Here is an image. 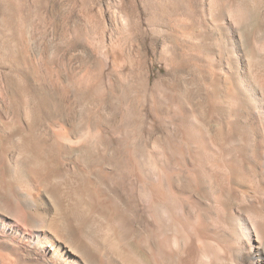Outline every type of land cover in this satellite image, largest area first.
<instances>
[{
	"label": "bare ground",
	"instance_id": "obj_1",
	"mask_svg": "<svg viewBox=\"0 0 264 264\" xmlns=\"http://www.w3.org/2000/svg\"><path fill=\"white\" fill-rule=\"evenodd\" d=\"M11 1L0 0V22L17 33L30 11ZM248 7L161 0L155 46L164 69L152 82L139 22L119 15L109 62L89 55L75 72L83 86L60 91L88 103L72 110L83 119L48 111L29 77L18 86L15 69L1 71L9 111L24 126L14 151L27 159L10 166L0 151V264H264V90L255 85L264 58L241 49ZM257 29L264 42V23ZM82 41L80 32L69 44L88 53ZM60 71L48 78L68 83ZM66 161L82 171L80 190L62 191L49 170ZM38 178L49 185L43 194Z\"/></svg>",
	"mask_w": 264,
	"mask_h": 264
},
{
	"label": "rangeland",
	"instance_id": "obj_2",
	"mask_svg": "<svg viewBox=\"0 0 264 264\" xmlns=\"http://www.w3.org/2000/svg\"><path fill=\"white\" fill-rule=\"evenodd\" d=\"M11 2L16 5L12 3L15 7L18 5L20 12L23 13L29 7L30 17L26 23L18 25L17 33L10 32L0 22V47L5 41L8 51H4L9 55H4L0 49V151L5 152V163L10 166L20 160L26 161L27 155L20 154L17 156L14 151L18 149L16 133H24V126H22L23 124H16L12 118V113L9 111L10 98L2 79V70L15 69V81L18 86L22 85L25 78L29 77L45 98L44 107L48 111L54 113L62 111L69 119L76 117L83 119L84 116L80 114V117L79 115L74 117L72 110L80 109L82 106V112L86 101L78 106L73 98L62 99L60 91L68 87L69 83L79 88L83 86L76 79L75 72L84 65L89 55H92L91 59H95L94 61L97 62L102 52L109 62V54L106 52L110 51L109 48H112V45L118 47L117 39L121 34L122 21L119 15L127 16V14L139 22L141 39L146 50V67L149 69L151 82L155 79L157 71L164 69V65L159 59L160 46H155V42L159 39L155 17L158 18L159 16L158 7L161 0H13ZM247 2L249 9L247 20L243 25L241 49L248 54L251 47H254L256 52L264 58V42L256 37L258 26L264 23V2L259 0H247ZM22 6L25 7L21 9ZM27 28L30 31V40L25 34ZM128 28L127 26L123 33H126ZM80 32L82 33V42L87 46L88 53L83 51L81 45L69 44L70 38ZM212 43L216 48H219L218 50L222 54H230L231 51L224 41L213 39ZM130 44V42H126L123 45L124 51L130 53L135 60L139 59L136 45L132 47ZM13 57L17 60L16 67L10 66L9 59L12 60ZM56 69H60V73L68 77V83L63 81L61 76L56 82L48 78V73H55ZM259 71L262 75L261 80L255 85L264 90V66L260 67ZM94 93V98H101L103 96L102 87H98ZM47 100L48 102H46ZM86 104L88 106V103ZM122 106L123 109L125 105ZM131 130H136V128L131 127ZM81 132L83 133V130L80 131V134ZM90 150L91 155H97L98 150L94 143ZM68 157L73 161L75 155L70 154ZM70 165L72 166V163L66 161L63 166L52 165L49 169L61 176L57 185L65 192L74 187V189L80 190L84 180L82 171L77 167H70ZM77 166H80L79 163ZM41 181L43 180L38 178L35 183L39 184L38 188L40 187L41 194H43L46 186L49 185ZM18 222L16 225L23 231L24 227ZM0 253H2L1 249Z\"/></svg>",
	"mask_w": 264,
	"mask_h": 264
}]
</instances>
